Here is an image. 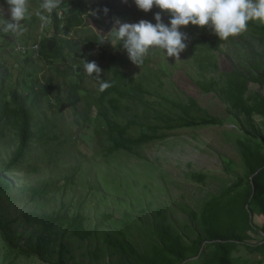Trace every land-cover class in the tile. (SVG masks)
Masks as SVG:
<instances>
[{
    "label": "rangeland",
    "instance_id": "rangeland-1",
    "mask_svg": "<svg viewBox=\"0 0 264 264\" xmlns=\"http://www.w3.org/2000/svg\"><path fill=\"white\" fill-rule=\"evenodd\" d=\"M0 12L5 19H10V12L3 10L1 3ZM30 12L35 13L34 6L30 7ZM117 19L139 22L129 14L113 17L108 28L93 22L90 26L98 34L111 37L109 32ZM26 20L28 23L31 18ZM162 20L167 24L170 18L162 17ZM48 25L49 21H40L39 26L31 30L21 25L20 36L0 32V58L11 73L9 87L17 84L23 94L28 84L35 85L36 80L39 82L44 76H55L48 99L54 104L52 119L56 124L54 133L50 134L56 138L38 145V149H33L35 155H27L11 173L19 185L35 187L39 193L30 196V192L25 191L23 196L17 193L12 200L1 198L0 212L11 219L27 203L26 208L37 211L50 212L60 207L68 213H82L86 227L93 229L94 234L78 239L62 234V229L57 227L50 245L55 250L54 257H57L59 243L65 245L67 264H132L120 241L140 252L154 237L153 230L159 224H170L184 239L194 237L200 228L190 211L198 212L208 195L219 192L242 173L238 137L244 132L264 136L259 116L247 117L236 112L214 92H202L194 80H217L220 73L235 68L258 78L248 81L246 95L249 98L264 94V34L247 28L240 35L216 42L210 34L190 25L181 26L180 30L188 39L180 59L166 57L160 49H151L141 66L130 61L122 42L113 46L107 41L113 52L118 48L124 70H132L134 77L140 73L151 79L145 83L147 91L144 93L124 90L133 97L122 100L123 105L129 107L122 105L118 121L135 118L142 123L151 122L153 110L165 111L168 105L163 96L175 101H186L190 96L207 113L219 117L222 124L173 129L163 139L143 144L133 152L120 150L103 156L108 143L101 141L96 131L104 124L101 115L104 106L97 100L99 83L96 79L84 78L75 115L64 98L63 78L50 67L62 69V62L50 63L36 56L33 42L41 35L50 36L52 31L48 30ZM69 78L75 76L71 74ZM140 129L137 124L129 134L135 136ZM13 147L14 140L8 133L1 141L0 156L6 157ZM193 172H202L204 176L192 177ZM107 214L109 216L105 217ZM12 226L22 231L16 223ZM258 256L251 254L255 259ZM5 262L0 241V264ZM14 264H40V261L17 257Z\"/></svg>",
    "mask_w": 264,
    "mask_h": 264
},
{
    "label": "trees",
    "instance_id": "trees-1",
    "mask_svg": "<svg viewBox=\"0 0 264 264\" xmlns=\"http://www.w3.org/2000/svg\"><path fill=\"white\" fill-rule=\"evenodd\" d=\"M40 2L30 0V7L34 6L36 11ZM0 3L3 10L10 12L5 0H0ZM104 8L108 9L106 14ZM158 11L161 10L154 6L144 12L138 9L134 0H62L49 19L50 36L41 35L39 40L33 42L37 45L38 58L50 63L56 60L62 62V69L50 67L63 78V87L66 88L64 98L75 115L80 101L81 83L85 77L96 79L86 74L84 60L95 61L102 69L101 78L111 84L97 97L99 104L104 106L101 112L104 124L96 131L100 140L108 143L103 156L120 150L133 152L143 144L163 139L173 129L222 124L219 117L207 113L190 96L186 101H175L163 96L168 105L165 111L152 108L151 122L142 123L135 118L118 121L122 100L133 97L124 90L144 93L147 91L145 83L151 79L140 73L134 77L132 70H124L122 57L117 54L118 48L113 52L106 42L99 44L97 40L101 35L92 30L90 23L104 24L108 28L113 17L129 14L136 21L146 19L152 22ZM93 12L96 14L93 15ZM161 15L164 19L170 18L167 12H161ZM30 18L28 23L25 19L21 25L29 30L35 29L41 20L35 13ZM189 25L199 32L212 35L216 42L221 41L207 27ZM248 28L264 34V24L252 21ZM48 41L54 42L52 48L47 47ZM71 74L75 78H69ZM10 75L7 65L0 58V144L8 133L14 140V147L7 156H0V199L7 200H12L17 193L23 196L25 191L30 192V196L39 193L35 187L19 185L11 173L27 155H35L33 149H38V145L47 144L56 138V135H50L54 133L56 124L52 119L54 104L48 99L55 76H44L39 82L36 80L35 85L28 84L26 92L21 94L17 84L9 87ZM257 80L250 72L233 68L220 73V79H196L194 83L204 93L214 92L236 112L247 117L259 116L264 130V94L257 93L252 98L246 95L248 81ZM128 107V104L123 105V108ZM137 124L141 126L139 133L130 135L129 130ZM236 143L242 163L241 175L219 192L208 195L198 212L190 211L200 232L184 239L170 224H159L153 230L154 237L140 252L131 250L121 240L130 263L259 264L264 259V136L244 132ZM226 162L228 165L231 163L230 160ZM191 176L201 179L204 174L193 172ZM25 205L11 219L0 212V241L4 248L5 264H14L17 257L36 259L40 264H67L64 244L59 243L57 257L53 256L55 250L50 248L57 227L62 229V234L67 233L78 239H86L94 234L93 229L86 227L85 216L80 212L68 213L60 207L50 212L37 211ZM14 223L22 231L14 229ZM253 253L259 254L260 258H252ZM93 254L97 255L95 252Z\"/></svg>",
    "mask_w": 264,
    "mask_h": 264
},
{
    "label": "clouds",
    "instance_id": "clouds-1",
    "mask_svg": "<svg viewBox=\"0 0 264 264\" xmlns=\"http://www.w3.org/2000/svg\"><path fill=\"white\" fill-rule=\"evenodd\" d=\"M9 6L10 19L0 12V32L22 35V22L30 18V0H5ZM138 9L150 11L154 6L161 11L154 14L155 23L141 19L136 23L115 21L111 37L101 35L99 44L110 41L113 46L123 43L130 61L141 66L151 49H160L166 57L180 59V53L187 48L188 36L181 26L189 24L207 27L219 40L240 35L247 31L249 22L264 23V0H134ZM62 0H41L35 15L48 22L60 7ZM108 12L107 8L103 9ZM161 12L170 15L169 23H164ZM93 15L96 13L93 12ZM26 30V29H25ZM113 40L116 43H113ZM83 68L88 76H94L99 83V92L106 91L111 84L101 79L102 69L95 61L84 60ZM81 95L84 93L81 92Z\"/></svg>",
    "mask_w": 264,
    "mask_h": 264
},
{
    "label": "water",
    "instance_id": "water-1",
    "mask_svg": "<svg viewBox=\"0 0 264 264\" xmlns=\"http://www.w3.org/2000/svg\"><path fill=\"white\" fill-rule=\"evenodd\" d=\"M53 45H54V42H53V41H48V42H47V47H48V48H52ZM256 171H257V170H256Z\"/></svg>",
    "mask_w": 264,
    "mask_h": 264
},
{
    "label": "crops",
    "instance_id": "crops-1",
    "mask_svg": "<svg viewBox=\"0 0 264 264\" xmlns=\"http://www.w3.org/2000/svg\"><path fill=\"white\" fill-rule=\"evenodd\" d=\"M257 258H260V256H258ZM259 264H264V259Z\"/></svg>",
    "mask_w": 264,
    "mask_h": 264
},
{
    "label": "built area",
    "instance_id": "built-area-1",
    "mask_svg": "<svg viewBox=\"0 0 264 264\" xmlns=\"http://www.w3.org/2000/svg\"><path fill=\"white\" fill-rule=\"evenodd\" d=\"M33 46H34L35 49L37 48V45L36 44H34Z\"/></svg>",
    "mask_w": 264,
    "mask_h": 264
}]
</instances>
